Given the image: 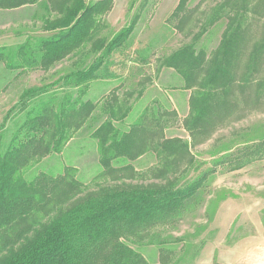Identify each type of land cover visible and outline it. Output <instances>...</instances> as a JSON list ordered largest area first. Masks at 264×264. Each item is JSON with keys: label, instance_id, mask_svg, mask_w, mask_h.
<instances>
[{"label": "trees", "instance_id": "16d2710c", "mask_svg": "<svg viewBox=\"0 0 264 264\" xmlns=\"http://www.w3.org/2000/svg\"><path fill=\"white\" fill-rule=\"evenodd\" d=\"M36 1L0 0V8ZM188 1L178 0L170 15L177 19L175 26L181 32L192 12L186 6ZM111 4L112 0H98L88 6L78 2L77 9H69L51 27H59L56 33L33 45L18 46L15 58L11 59L0 47V62H7L8 68H41L44 63L63 58L78 44L81 46L83 40H89L84 39L86 33L96 32V28L88 31L93 28L90 23L108 11ZM253 8L251 0L220 2L201 23L208 26L220 18L226 19L215 49L196 50L193 42L206 29L196 33L189 29L186 34L191 35L192 42L162 58L161 66L174 69L183 81L182 88L191 90L189 114L182 121L191 138L190 145L209 139L219 122L240 105L260 101L264 88V30L259 37L254 36ZM132 28L131 22L106 44L98 45L101 41L94 43V40L90 51L99 50L98 57L85 70L68 73L63 78L75 87L86 86L97 78L105 58L120 48ZM36 90L23 91L20 97L31 96ZM130 94L131 91L119 97L113 93L96 102L64 99L59 105L52 99L41 101L26 113L5 149L0 136V264H147L141 253L124 240H150L153 229L176 221L188 210L189 201L214 170H206L184 184L176 175L168 179V173L174 174L180 166L188 170L195 160L188 142L164 136V128L171 125L166 115L175 112L146 107L127 131L119 133L114 122L127 116ZM100 117L104 119L92 136L99 145L102 170L93 181L100 180L103 184L94 188L85 186L75 178V168L69 166L58 175L38 173L30 179L24 177L25 171L42 157L59 152L71 132L87 120ZM147 151L157 158L148 177L163 181L126 182L142 177V173L136 172L131 164L114 166V162L120 161V157L133 160ZM261 153L264 139L254 147H244L238 155H223L215 163L235 170L253 159L263 158ZM163 259L161 248L159 260L164 263Z\"/></svg>", "mask_w": 264, "mask_h": 264}, {"label": "rangeland", "instance_id": "374dc122", "mask_svg": "<svg viewBox=\"0 0 264 264\" xmlns=\"http://www.w3.org/2000/svg\"><path fill=\"white\" fill-rule=\"evenodd\" d=\"M96 1L37 0L10 9L0 8V47H4L13 59L18 46L23 43L33 45L39 39L56 33L59 27H51L69 9H77L78 2L88 6ZM223 1L189 0L186 6L192 12L181 32L175 26L177 19L170 18L178 0H112L109 10L90 23L93 28L88 31L96 28V32L86 33L84 39L88 37L89 40H83L81 46L78 44L63 58L51 64L44 63L41 68H8L7 62H0V136L3 149L20 129L26 113L48 99L57 105L64 99L76 98L96 102L113 93L124 97L131 91L127 116L114 122L119 133L127 131L146 107L159 111L174 110V116L166 115L171 125L164 128V136L188 142L195 160L190 169L182 170L180 166L174 174L168 173L167 178L178 176L179 182L184 184L206 170L213 169L214 172L209 173L204 185L189 201L188 210L176 221L153 229L150 240H124L141 253L147 264H264V157L253 159L235 170L215 163L223 155H238L244 147H254L264 139V88L258 104L240 105L227 119L219 122L209 139L190 145L191 138L182 121L189 114L191 90L182 88L183 81L174 69L161 66L163 57L192 42L191 35L186 34L189 29L193 30L192 33L206 29L193 42L196 50L210 52L215 49L226 19L220 18L208 26L201 23ZM251 1L254 5L252 15L256 18L253 33L259 37L264 30V0ZM76 14L79 15L80 11ZM131 22L130 34L118 50L105 58L97 78L87 82L86 86L76 87L63 78L68 73L85 70L98 57L99 50L90 51L94 40V43L101 41L98 45L106 44ZM31 88L37 89L33 95L24 99L20 97L23 91ZM103 119L84 122L69 134L59 152L42 157L25 171L24 177L30 179L38 173L58 175L65 166H69L75 168V178L85 186L94 188L103 184L100 180L93 181L102 167L99 145L92 136ZM118 159L120 161H115L114 166L131 164L136 172L142 173V177L127 179L126 182L163 181L148 177L149 170L157 163L151 151L133 160ZM161 248L164 263L159 260Z\"/></svg>", "mask_w": 264, "mask_h": 264}]
</instances>
